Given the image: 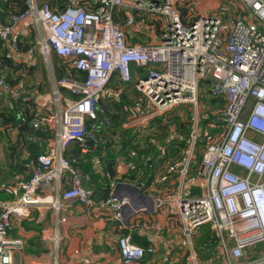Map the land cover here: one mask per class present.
<instances>
[{
    "label": "built area",
    "instance_id": "2783aa9c",
    "mask_svg": "<svg viewBox=\"0 0 264 264\" xmlns=\"http://www.w3.org/2000/svg\"><path fill=\"white\" fill-rule=\"evenodd\" d=\"M241 2L234 18L218 11L196 19L184 17L175 0H27L24 12L5 11L8 20H0V41L9 48L6 58L13 60L20 54L15 28L26 21V32L32 26L41 32L26 53L29 57L36 52L46 57L54 53L84 77L57 80L56 101L63 99L60 88L73 100L58 114L35 116L31 121L35 132L54 127L57 147L35 158L28 179L0 183V193L11 197L0 200V264H16L25 249L23 239L10 237L12 219H23L43 204L56 208L58 203L40 191L57 182L62 200L97 204L123 219L129 198L115 193L97 198L88 174L64 152L79 144L88 153L90 141L97 147L98 140L88 137L109 122L99 100L119 97L120 89L109 90L110 80L115 75L123 83L131 82L134 66L148 73L137 79L135 87L145 103L133 107L128 127L140 129L180 105H197L202 82L211 83L212 98L224 105L215 125L221 129L206 147L198 168L201 192L189 186L172 200L185 238L181 244L194 249L197 232L209 226L218 240L212 264H264V0ZM120 8L126 9L123 19L116 16ZM143 17L151 20L152 31L159 35L151 42L133 43L128 30L137 31L138 19ZM0 95L11 102L37 101L27 93L25 79L10 84L2 74ZM197 126L198 122L178 167L183 179L191 173ZM8 134L14 136L15 130ZM40 140L35 135L32 138L33 142ZM51 241L61 243L56 235ZM118 247L124 264L142 262L156 253L154 245L140 246L128 234L119 237ZM251 252L250 262L244 263ZM54 264L102 263L84 259L75 263L56 260Z\"/></svg>",
    "mask_w": 264,
    "mask_h": 264
},
{
    "label": "crops",
    "instance_id": "0c3cea01",
    "mask_svg": "<svg viewBox=\"0 0 264 264\" xmlns=\"http://www.w3.org/2000/svg\"><path fill=\"white\" fill-rule=\"evenodd\" d=\"M2 1L5 3V9L0 6L3 10L0 12V20L6 22L8 20L5 15L6 10L19 11L16 4L10 0ZM124 11L126 12L125 8H120L116 16L123 19ZM205 11H207V7H205ZM138 20V30L131 33L134 37L152 36L151 38L154 39L155 35H159L158 31H152V22L148 17ZM25 22L15 28V34L19 36L20 40V54L16 55L13 60L9 59L13 64L4 68V71L7 72L9 80L12 82L16 81L17 77L25 79L27 93L37 99L36 102L30 101V104L25 107L28 115L35 117L58 114L74 97L67 90L60 88L63 99L58 104H53L50 97L58 80L56 71L58 76L64 72L58 67L59 63L57 64L50 56L46 57L40 52H36L34 57H29L26 54L41 37V32L35 26L29 27L26 32ZM129 39L131 40L130 37ZM6 45L7 43L4 44V48L0 46V57L6 56L9 51ZM59 58L65 62L63 58ZM67 66L73 70L70 65ZM69 76H71L70 73ZM117 89L122 91L120 87ZM109 90L116 89L109 88ZM45 91H50L51 94ZM5 97L7 98L5 100L7 107H11L10 103L12 102L9 97ZM62 102H64V106H61ZM144 103L145 101L142 104ZM22 119L23 116L19 115L21 125L15 130V135L10 137L11 145L8 143L9 139L7 142L3 138L6 134L0 125V133H3L0 134V156L5 158V153L8 152L10 162L8 167L4 166V163H0V183L4 185L30 177L34 163H30L28 160L31 156L28 146L31 143L41 146V151L38 154L48 153L57 147L54 127L43 128L41 131L46 133L47 138L33 142L32 138L35 133L31 123H22ZM131 119L132 117H129L122 127L129 134L138 135L135 139H131L132 137L129 136L125 138L128 150L123 151L121 147V154H118L119 151L116 153L114 178L106 169V153H102V139L98 140L100 144L96 147L97 153L90 150L88 153H84L76 144L64 152L65 157L73 165L78 163L82 170L86 171L96 197L101 198L103 195L109 196L111 193H115L118 196L130 198L129 205L123 208V219H116L111 209L100 207L97 204L84 205L78 202L64 201L61 198L60 184L58 182L52 184L48 189L40 192L42 195L51 196L58 203L56 208L43 204L33 207L27 217L13 218L11 221L10 237L21 238L25 241V249L17 257L16 264H54L56 260L61 263H75L84 259L102 264H124L118 247L119 237L124 234L131 235L134 243L140 246L154 245L156 247V253L147 256L144 261L134 264H166L170 258L173 259V256L177 255L178 251H187L184 252V255L188 253L192 262H198L197 252L181 244L185 238L182 235L179 210L172 205L174 196L180 193L183 188L191 186L192 191L201 192V188L196 183L192 184V181L185 183L188 178L183 179L179 175L178 167L184 158L183 150L175 140L178 133L176 130H171L176 133L161 139L160 142L153 139L151 141L153 149L149 150L150 144L137 140V137H142L140 134L142 128L128 127ZM23 124L29 126V131L25 130ZM147 127L148 125L143 128ZM21 132L23 133L21 134ZM25 141L26 145L23 148L25 150L22 149V153L15 154L16 146ZM138 145L140 146L136 147ZM143 149L147 150L141 154L140 150ZM180 149L181 151H179ZM26 150L29 154H26ZM73 153L76 155L73 156ZM138 158H141V161L137 160ZM108 183L109 187H107ZM119 183L134 186L140 195L130 187L125 186L117 189ZM201 183L202 180L199 181V185ZM9 199H11L10 196L0 193V200L7 201ZM53 235L58 236L61 243L55 244L51 241ZM200 259L204 260L202 257ZM210 259L207 261L212 264ZM200 262L198 264H205Z\"/></svg>",
    "mask_w": 264,
    "mask_h": 264
},
{
    "label": "rangeland",
    "instance_id": "374dc122",
    "mask_svg": "<svg viewBox=\"0 0 264 264\" xmlns=\"http://www.w3.org/2000/svg\"><path fill=\"white\" fill-rule=\"evenodd\" d=\"M175 2L177 3L178 5L177 7L180 9L183 16L184 17L188 16L191 19H196L200 15H204L205 13L212 14V12L214 13L216 11H218V13L216 14H220L222 16L225 15V17H228V18H234L235 16L239 15L238 10L240 11V5L242 4L241 0H205V1L204 0H175ZM4 4L0 2V6L5 9ZM205 7H207V11H205ZM122 15H123V12H122ZM128 32L133 33L130 30H128ZM151 37L146 36L142 38L143 43L151 42L153 40ZM50 57L57 64L59 63L58 67L62 70V72H64V73H61L62 75H64L63 77L69 76V73H71V70L67 66L69 65V63L66 61L65 63L62 59H60L54 53H51ZM136 68L137 67L134 66L133 72H132L133 78H134L133 85L129 86V89H128L129 93L125 97L124 105H122V106L127 105L128 108L136 105L139 101H143V102L145 101V98L141 95L140 92H138L137 88L135 87L137 79L141 76L140 73L136 70ZM145 73H148V70H146ZM56 77L58 80L59 78H63L57 75V71H56ZM118 82L119 81H118L117 76L113 75L108 87L114 88L116 87ZM210 87H211V83L208 85L201 86V92L199 93V99H198L197 105L195 106L194 105H180L179 107L172 110L168 114L162 116L161 118L162 122H158L155 119L151 121L148 124V127L146 129L144 128L141 129L142 131L140 134H142V137L141 138L137 137L138 141L143 142L145 144H150L153 139L156 140V142H160L161 139L166 138L167 136L170 137L174 135L176 132L171 131V130H176L178 133H180V134H177L178 136L180 135V140H181V135H184V137L187 136L186 137V144H187V141L191 138V134L194 131L195 123L198 122L197 141L195 144L196 150L194 151L193 160L191 163V172L193 171V173H190L193 175H189L185 183L191 182V181H192L191 183L193 182H195L196 184L199 183L201 179L198 178L197 172H198V168L201 165V161H202L201 157L204 155L206 151V147H208V144L214 140L215 135L217 133L216 131L221 129V127L218 128V126L215 129L213 127H215V125H218L220 121L219 112L222 111L221 109H223V106H222L223 104L219 100L213 102L214 99L212 98L210 94ZM45 92H50V91H45ZM50 99L52 100L53 104H56V103L58 104V102H56V98L54 94L51 95ZM101 100L103 101L100 102L101 104L100 108L101 109L105 107L107 108L108 111L106 112V114L108 116L106 115V117L107 118L109 117L112 123L110 119L108 118L109 122L104 126V128L103 129L101 128L100 130H92V132L90 133L88 137V140L91 138L92 135L96 140L102 139L101 147H102V153L103 152L106 153L105 157H107L108 155L116 157L117 156L116 153L118 151H119L118 154L120 153L121 147L123 151L128 150V144L126 143V140H125L126 132L128 131L122 127V125L124 124V122L127 121L128 118L125 120V113L122 111L121 108L119 109L115 107L113 105V102L105 101L106 99H101ZM61 106H64V102H62ZM197 113H198V116L196 119ZM178 125H181V128H179ZM211 132H214V134L212 135ZM137 135L138 134L136 135L129 134V137H132L131 139H135ZM3 138H5V141L7 142L9 139L8 143H10L11 138L8 134L3 136ZM9 145H11V143ZM25 145H26V141L17 145L16 146L17 148L14 150V153L15 154L22 153V149L24 148ZM76 145L80 147L79 144H76ZM89 146L91 148L90 150L91 152L97 151L94 141H90ZM139 146L140 145L136 147H139ZM80 149L82 151L81 147ZM179 151H181V149ZM72 155L74 156L76 155V153H73ZM0 163H4V166L8 167L10 163L8 152L5 153V158H2V156H0ZM4 175L7 176L5 173ZM202 229H200L196 234V239L194 241L195 252H197V249H196V246L198 244L197 241L202 235ZM201 248L203 250L202 258L204 260H201L200 256H198V259H199L198 262L201 261L200 263L204 262L205 264H209L207 261L209 260V258L204 257L205 253H207V249L205 247H200V249ZM258 249L262 250L263 248L262 246H258ZM184 252H187V251H178L177 255L173 256V259L170 258V260L166 264H188V263L196 264L194 261L192 262V260L190 259V254L187 253V255H184ZM251 254L252 252L250 253V255H247L248 258L243 260L244 263L250 262ZM214 256L216 257L217 255L215 254L213 255V257Z\"/></svg>",
    "mask_w": 264,
    "mask_h": 264
},
{
    "label": "trees",
    "instance_id": "16d2710c",
    "mask_svg": "<svg viewBox=\"0 0 264 264\" xmlns=\"http://www.w3.org/2000/svg\"><path fill=\"white\" fill-rule=\"evenodd\" d=\"M26 1L27 0H10V2L16 4L19 12H24L27 9V3H26ZM0 2H2V4H4L2 0H0ZM8 10H6V11H8ZM128 36L134 42H141V43H143V39L142 38H136L131 33H128ZM4 44L5 43H2L0 41V46H2V48H4ZM10 64L12 65L13 63L8 58H6V56L3 55L2 57H0V74L4 75L6 77L7 82H9L10 84H15L16 82L19 81L20 78L17 77L16 78V81L12 82L11 80H9L10 77H8L7 72L4 71V68L8 67ZM136 70L140 73L141 76H143V74L146 72V69H143V68H138L137 67ZM70 75L73 76V77H75V76L84 77V74L83 73H80V72L76 71L75 69L71 70ZM146 75H147V73H146ZM63 76L64 75L60 74V77H63ZM71 76H66V77L67 78H70ZM117 78H118V76H117ZM133 81H134V78L129 83H123L121 81L118 82V84L116 85V87H114V89H117L119 87L122 88V91L123 92L119 95V97H117V98H114V97L103 98V99H106L105 101L113 102V105L115 107H117L119 109L121 108L122 111L125 113V120L131 116V110L135 106L134 105V106H131L129 108H128L127 105L122 106L125 103V97L129 93V90H128L129 89V86H132L133 85ZM208 84H210V83L209 82H202L201 86L208 85ZM6 99L7 98L5 97V95H0V125L3 127V131H5V134H8V131L13 130V129L15 130L16 128H18L20 126L21 121L19 120V115H22L23 116V118L25 119V123H31V121L35 117L28 115V111L25 110V107L27 105H29L30 102L16 101V102L10 103L11 107H7V104L5 103V100ZM101 99L99 100V103H98L99 106L101 105L100 102L103 101ZM214 101H217V99H214L213 102ZM139 103H140V101L137 104H139ZM141 103H143V101H141ZM222 104H223V102H222ZM222 106L224 107V105H222ZM102 110L104 111V114H106V112L108 111L106 107L105 108H102ZM161 118L162 117H158V118H155V120H157L158 122H162V119ZM110 121H111V119H110ZM111 123H112V121H111ZM178 127L181 128V125H178ZM213 128L215 129V127H213ZM214 132H215V130H214ZM214 132H211V134L213 135ZM22 133L23 132H21V134ZM34 133H35V136H37L40 139L41 138H43V139L47 138L46 137V133H43L42 131H38V132H35L34 131ZM0 134H3V133H0ZM178 134H180V133H178ZM128 136H129V132H126L125 138H127ZM186 137L187 136L184 137V135H181V140L180 139L179 140H176V141H178L177 144H179L181 146V148H182L183 151H184V149L186 148V145H187L186 144V139H185ZM151 143H150L149 150H152L153 149L152 148V144L153 143L152 144ZM89 148H90V146H89ZM23 150H25V149H23ZM90 150H91V148H90ZM146 150L147 149L140 150L141 154L144 153V152H146ZM36 156L37 155H31L28 158V160L30 161V163H33L34 162ZM105 159L107 161V165H106L107 172L110 174V176L112 178H114V176L116 174L115 173V163H114L116 157L111 156V155H108L107 157H105ZM201 159H202V157H201ZM137 160L141 161V158H138ZM74 165L77 166V168H79L80 170H82V168L80 167V165L78 163L77 164H74ZM31 171H33V169ZM82 171L84 173L86 172L84 170H82ZM31 174H32V172H31ZM89 185H91V183ZM109 186L110 185L108 183L107 184V187H109ZM196 192L199 193V191H196ZM95 196H96V193H95ZM109 196L103 195L101 198L100 197H97V198L105 199V198H108ZM2 198H4V197L2 196ZM197 242H198V244L196 246V249H197L198 255L200 257H202V255H203V250H202V248L200 249V247H205L207 249V253H205V255H204L205 258H209L210 259L213 255H215L218 241H217L215 235L212 233V230H211V228L209 226L203 227V229H202V235L198 239Z\"/></svg>",
    "mask_w": 264,
    "mask_h": 264
},
{
    "label": "water",
    "instance_id": "95a60500",
    "mask_svg": "<svg viewBox=\"0 0 264 264\" xmlns=\"http://www.w3.org/2000/svg\"><path fill=\"white\" fill-rule=\"evenodd\" d=\"M23 125L25 127V130L29 131V126L27 124H23ZM28 150H29L30 154L37 155L41 151V146L39 144H36V143H31L28 146ZM125 186L130 187L131 189H133L135 191V193L140 195V193L138 192V190L134 186L126 184V183H119L117 185V189H119L120 187H125Z\"/></svg>",
    "mask_w": 264,
    "mask_h": 264
},
{
    "label": "clouds",
    "instance_id": "9594fccd",
    "mask_svg": "<svg viewBox=\"0 0 264 264\" xmlns=\"http://www.w3.org/2000/svg\"><path fill=\"white\" fill-rule=\"evenodd\" d=\"M59 79H60V78H59ZM20 125H21V123H20ZM19 127H20V126H19ZM19 127H18V128H19ZM18 128H16V129H18ZM16 129H15V130H16ZM26 151H27V150H26ZM28 151H29V150H28ZM28 151H27V152H28ZM28 154H29V152H28ZM31 155H32V154H31ZM38 155H39V154H38ZM38 155H37V156H38ZM37 156H36V157H37Z\"/></svg>",
    "mask_w": 264,
    "mask_h": 264
},
{
    "label": "bare ground",
    "instance_id": "6f19581e",
    "mask_svg": "<svg viewBox=\"0 0 264 264\" xmlns=\"http://www.w3.org/2000/svg\"><path fill=\"white\" fill-rule=\"evenodd\" d=\"M192 81H193V80H192ZM192 81H191V82H192ZM99 144H100V142L98 141V145H97V147L99 146ZM89 150H90V148H89ZM129 200H130V198H129Z\"/></svg>",
    "mask_w": 264,
    "mask_h": 264
}]
</instances>
